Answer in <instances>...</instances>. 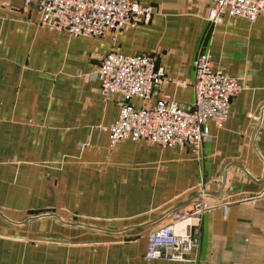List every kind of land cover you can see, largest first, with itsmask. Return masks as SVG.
<instances>
[{"label": "crops", "instance_id": "obj_1", "mask_svg": "<svg viewBox=\"0 0 264 264\" xmlns=\"http://www.w3.org/2000/svg\"><path fill=\"white\" fill-rule=\"evenodd\" d=\"M37 1L0 0V264H264V14L226 13L213 27L210 0H141L152 20L114 42L50 30ZM113 50L156 56L186 82L164 81L136 108L164 96L191 108L205 52L244 90L198 154L132 139L111 147L101 128L124 98L104 100L93 74ZM201 185L226 216H203L190 261L147 262L148 235Z\"/></svg>", "mask_w": 264, "mask_h": 264}, {"label": "built area", "instance_id": "obj_2", "mask_svg": "<svg viewBox=\"0 0 264 264\" xmlns=\"http://www.w3.org/2000/svg\"><path fill=\"white\" fill-rule=\"evenodd\" d=\"M12 3L19 0H3ZM30 5L32 0H22ZM141 0H38L41 23L50 30L66 32L71 36L103 38L117 34L126 26L149 23L154 14L152 6ZM207 20L216 27L226 13L255 22L264 14V0H210ZM195 78L191 83L194 103L185 108L169 96L154 105L134 107L130 101L140 98L148 101L156 87L164 81L185 86L186 82L168 78L156 56L151 54L125 55L113 50L105 56L93 74L100 82V94L108 101L114 93L124 98L115 123L102 127L109 133L110 145L132 139L144 140L172 150L190 147L199 153L211 139L210 125L222 128L230 115L232 100L244 86L237 78L212 65L211 54L201 53L194 61ZM199 197L171 213L164 223L148 235L145 260L188 262L195 248L193 229L198 228L203 216L218 205L207 195L205 185L197 189Z\"/></svg>", "mask_w": 264, "mask_h": 264}, {"label": "water", "instance_id": "obj_3", "mask_svg": "<svg viewBox=\"0 0 264 264\" xmlns=\"http://www.w3.org/2000/svg\"><path fill=\"white\" fill-rule=\"evenodd\" d=\"M225 182H226V177L224 178V180H223V183L225 184ZM207 195L208 196H216V194H214V193H211V192H207ZM197 197H199V195L198 196H196V198ZM56 217H58V216H56ZM59 218V217H58Z\"/></svg>", "mask_w": 264, "mask_h": 264}]
</instances>
